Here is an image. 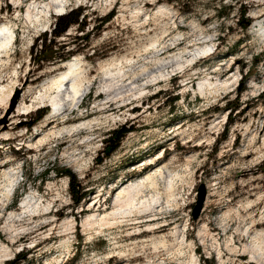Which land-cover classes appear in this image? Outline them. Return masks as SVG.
<instances>
[{"label":"rangeland","instance_id":"374dc122","mask_svg":"<svg viewBox=\"0 0 264 264\" xmlns=\"http://www.w3.org/2000/svg\"><path fill=\"white\" fill-rule=\"evenodd\" d=\"M47 1L0 0V23L10 21L15 33L0 86L13 69L20 84L0 107V134H10L0 138V264H15L22 252L16 264H264V38L253 21L264 24V0L63 1L64 11L81 7L86 17L83 29L72 25L56 41L81 63L83 95L54 122L42 104L13 118L22 98L33 103L27 88L62 69L31 52L58 16L40 13ZM30 4L38 8L29 19ZM204 79L214 85L200 93ZM129 127L105 156L112 132ZM62 168L77 183L57 175ZM149 174L134 205L157 199L154 230L135 207L117 222L83 226L90 209L111 212L117 192ZM75 190L85 193L79 204ZM24 198L48 209L13 219ZM65 219L68 235L49 231Z\"/></svg>","mask_w":264,"mask_h":264},{"label":"bare ground","instance_id":"6f19581e","mask_svg":"<svg viewBox=\"0 0 264 264\" xmlns=\"http://www.w3.org/2000/svg\"><path fill=\"white\" fill-rule=\"evenodd\" d=\"M11 1L14 5L18 6L19 0H11ZM63 1L65 2L66 0H48L46 3H44L42 9L40 10V13L45 18H47L50 11L53 9L56 11L55 13L56 15L63 14L64 8H65ZM112 1L113 0H110L111 3ZM37 8L38 7L35 4H30L29 8L26 11L27 18L30 19L32 16L31 15L32 11L36 10ZM253 19H254L253 20L254 22H257V24L254 25V28H255L254 31L263 35V38H264V24H261L262 21L259 20L258 15L254 16ZM14 34L15 33L12 29V24L10 21H4L0 23V66L5 64L2 58L4 56H8L9 52L11 51L14 45V40H15ZM198 52L194 53V55L198 54ZM80 64L81 63L78 61V58L76 57L70 60L63 61L60 64L62 69H60L59 71L55 73H51L53 75L48 77L46 80H44L40 85H37L35 87L29 86L27 88L26 96L31 97V100L33 103L27 105L25 98H22L16 110L17 114L12 115V117L17 118L18 116L24 115L27 113L28 110L31 109V107H34L37 105L40 106L42 104V106L45 105V106L51 107V111L49 112L45 120L48 122H54L53 117H55L56 114L62 113L60 111L62 110L65 111L67 107H71L74 103H77L83 95L81 87H82V83L84 79L82 76ZM12 73H13L14 79L12 78L11 82L5 85H3V82H1V86H0V107H2L4 110L8 108L10 97L13 91L17 89V85H19L18 88L20 87V84H18L19 78L17 76V70L13 69ZM0 79H1V75H0ZM235 82L236 80H232L231 83H229L228 81H223L220 84L216 83L214 87L219 86L223 88H229L230 84H235ZM213 85L214 83L209 82L207 79L200 81L198 85L200 93L206 92L207 90L211 89L210 87ZM15 123H16V120H15ZM84 125L86 124H81V126H84ZM9 135H10L9 133H4V134L2 133L0 134V138H3L4 140L8 138ZM160 170H159V173H160ZM152 179H153V175L149 174L145 177V179H142L139 182H136L134 184L131 183L130 185L123 187L119 192H117L115 199L113 200L114 209L111 212H107L105 210L102 212H99L98 210L93 211L90 209V212L87 214V216L85 217L83 221V226L86 229L88 227V230H91L94 228V225L96 224H98L99 227H101L102 222L110 223L109 220H114L117 222V219L120 215L122 217L124 214L130 215L132 213L131 209L132 208L134 209L136 203L138 204V202H136L134 205V200H136L135 199L136 196L141 191H143L142 189L145 187L147 183L151 182ZM13 187H14V179H9V182L7 183V187H6L7 189L4 192L5 200L9 198L13 190ZM141 203L143 204V206L141 204L140 209L139 207L137 208L135 207L137 209L135 212L139 214L141 213V215L148 214V216L146 217H150V219H148V223L146 224L147 228L145 230L151 232L152 230L155 229V228L153 229L152 227L155 224L154 220H156L155 218L156 214H151V213L155 212L156 210H154V208L159 206L157 205V199L154 200L153 198H151L150 201H147L145 199ZM38 206H39V203L37 204L36 201H32V200H28L27 198H24L19 203V208L21 212L18 214L10 213V217L14 219L16 216L18 218L23 213H29L30 210H32L31 212L36 213V212L48 209L47 205H44V207L42 206L43 207L42 209ZM116 222L111 223V224H115ZM157 228L158 230L163 231L164 226H160ZM29 229L31 228H28V229L23 228V230L25 231H28ZM71 229H72L71 221L65 219L63 221L52 222V225L49 231H51V233L64 232L63 235H68L69 232L67 231H70ZM28 232L30 233L32 231H28ZM154 232H157V230H155ZM177 233L178 231H175L174 235L176 236ZM162 245L165 246L164 243ZM1 249L2 251H5L6 247L2 245ZM192 258H194V254Z\"/></svg>","mask_w":264,"mask_h":264},{"label":"trees","instance_id":"16d2710c","mask_svg":"<svg viewBox=\"0 0 264 264\" xmlns=\"http://www.w3.org/2000/svg\"><path fill=\"white\" fill-rule=\"evenodd\" d=\"M113 16V13H108L102 17L99 18V21L104 22V21H109L110 18ZM85 15L83 14V8L78 7L75 9H71L69 11H66L63 14H60L56 16L55 22L53 23V29L50 31L49 36L47 32L43 33L32 46V53H35L34 60L37 59V62H45L49 60H53L56 62H63L68 60L70 53H72V50L68 51H61L63 49V45L56 46L57 44V38L60 36H63L66 31L72 26V25H77L80 27V29H83L84 26H81L84 19ZM96 30L98 29V26L94 27ZM93 28V29H94ZM255 62H258L255 60ZM41 66V64H40ZM244 87H242L239 92H242ZM177 99V97L175 98ZM210 109V108H209ZM217 108L213 109L216 110ZM233 109H237L236 106L233 107ZM41 111V109L38 110V112ZM228 118V117H227ZM228 124V120H227ZM230 122L227 126H225L223 130L224 136L228 132ZM131 127L122 129L121 131L114 130L112 132V138L109 139V143L105 146L104 152L105 156H110L113 154L119 147L120 142L122 141L123 137L131 131ZM57 175H67L70 180L71 184L74 182L77 183V177L75 174H73L70 170L62 168L60 170H57ZM85 193H81L78 190H75L72 192V199L75 204H79L81 200L84 198ZM15 258L17 259L16 261H22L25 259V254L18 253ZM206 261V260H205ZM15 262V264L17 263Z\"/></svg>","mask_w":264,"mask_h":264},{"label":"water","instance_id":"95a60500","mask_svg":"<svg viewBox=\"0 0 264 264\" xmlns=\"http://www.w3.org/2000/svg\"><path fill=\"white\" fill-rule=\"evenodd\" d=\"M203 201H204V192H202V195L198 201V203L196 204L195 208H194V213H193V218L196 219L201 210H202V206H203Z\"/></svg>","mask_w":264,"mask_h":264}]
</instances>
